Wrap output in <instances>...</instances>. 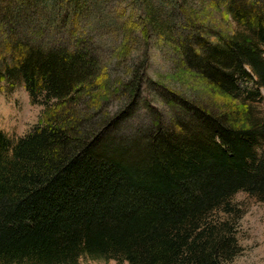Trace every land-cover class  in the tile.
Segmentation results:
<instances>
[{
  "label": "trees",
  "instance_id": "1",
  "mask_svg": "<svg viewBox=\"0 0 264 264\" xmlns=\"http://www.w3.org/2000/svg\"><path fill=\"white\" fill-rule=\"evenodd\" d=\"M86 1L0 0V83L54 100L15 143L0 132V264H231L241 252L232 197L264 202V0H144V26L206 102L149 81L143 52L112 114L114 87L94 80L97 54L73 34ZM33 14L51 32L70 18L65 40L26 34ZM148 88L167 113L144 105L150 127L124 132Z\"/></svg>",
  "mask_w": 264,
  "mask_h": 264
},
{
  "label": "rangeland",
  "instance_id": "2",
  "mask_svg": "<svg viewBox=\"0 0 264 264\" xmlns=\"http://www.w3.org/2000/svg\"><path fill=\"white\" fill-rule=\"evenodd\" d=\"M40 1V0H38ZM86 1L82 8V16L73 26L74 36L84 38L86 44L95 50L99 61L98 75L94 80H109L112 85L110 96L103 103L104 110L112 114L116 107L122 103L123 93L119 88V83L128 78L132 71L130 64L137 63L146 52L149 57V64L145 70L146 78L162 86H166L187 99L197 104L206 102L207 89L193 76L181 73L180 63L169 45L158 41L152 30L144 26V0H93ZM154 0H152L153 2ZM34 4V3H33ZM198 5V4H197ZM36 7V5L34 4ZM47 17V16H46ZM167 14L161 17V21L167 20ZM29 23L31 29L28 33L31 36L38 34L47 39L49 45L57 41H64L66 33L70 27L69 19L67 22L61 18L63 24L60 30L51 32V26L42 22L41 16L36 14L30 16ZM129 22V31L123 28ZM173 24L178 22L173 21ZM34 24V25H33ZM227 27L236 29L235 24L229 19ZM126 29L127 32L124 30ZM183 31L185 28H182ZM23 29H19V34H25ZM138 55V56H137ZM100 76L102 78H100ZM93 80V83L95 84ZM241 88H252L253 84L240 81ZM153 92L147 89L141 101L139 109L134 118L124 125L127 133L133 132L138 127H150V119L145 113L144 105L155 108L157 111L167 113V107L155 98ZM216 99V98H215ZM218 99V98H217ZM216 99V100H217ZM219 100V99H218ZM217 100V101H218ZM54 102L41 96L35 103L32 102L24 83L20 80L3 81L0 83V132L11 143L26 136L38 123L47 106ZM255 107L261 112L264 111V100L257 103ZM177 112V111H175ZM137 116V117H136ZM169 121V117H164ZM264 146L261 142L259 147ZM232 203L239 209L241 215L236 223V237L241 248L239 255L231 264H264V202L256 196H251L245 192L235 194ZM216 219H226V215L215 212ZM77 264H117L115 261L92 260L88 257L78 259ZM127 264V263H122Z\"/></svg>",
  "mask_w": 264,
  "mask_h": 264
}]
</instances>
